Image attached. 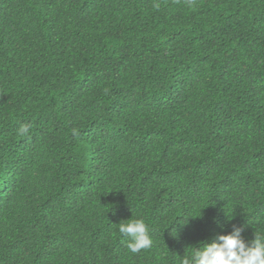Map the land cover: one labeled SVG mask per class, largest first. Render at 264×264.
<instances>
[{
  "label": "trees",
  "instance_id": "16d2710c",
  "mask_svg": "<svg viewBox=\"0 0 264 264\" xmlns=\"http://www.w3.org/2000/svg\"><path fill=\"white\" fill-rule=\"evenodd\" d=\"M233 225L264 231V0H0V264H180Z\"/></svg>",
  "mask_w": 264,
  "mask_h": 264
},
{
  "label": "clouds",
  "instance_id": "9594fccd",
  "mask_svg": "<svg viewBox=\"0 0 264 264\" xmlns=\"http://www.w3.org/2000/svg\"><path fill=\"white\" fill-rule=\"evenodd\" d=\"M196 2L197 0H185L188 7L195 6ZM30 129L31 124L23 123L17 133L27 136ZM73 134H76L75 129ZM231 218L228 217L229 220ZM117 225L118 232L128 237L126 247L129 252L137 254L152 247L150 229L142 218L132 216ZM244 230L243 225H233L228 234L218 235L211 242H204L196 247L191 254L184 255L180 264H264V231L254 232V239L246 242L242 235Z\"/></svg>",
  "mask_w": 264,
  "mask_h": 264
}]
</instances>
